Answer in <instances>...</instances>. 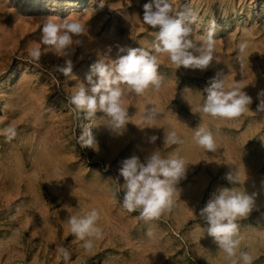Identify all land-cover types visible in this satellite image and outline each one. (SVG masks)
<instances>
[{
  "label": "rangeland",
  "instance_id": "374dc122",
  "mask_svg": "<svg viewBox=\"0 0 264 264\" xmlns=\"http://www.w3.org/2000/svg\"><path fill=\"white\" fill-rule=\"evenodd\" d=\"M148 2L0 0V264H63L61 248L70 253L69 264H230L199 217L220 187L257 193L253 210L236 221L238 251L264 264V111L257 108V93L264 90V0H169L173 13L195 16L196 38L215 22L214 60L205 70H176L167 54L158 56L160 87L122 98L129 121L123 135L110 129L107 115L87 117L68 102L87 86L91 64L114 59L121 46L152 49L159 28L142 20ZM64 19L85 32L71 55V77L55 67L65 58L39 41L42 25ZM37 47L42 54L33 59L29 52ZM217 73L253 98L238 117L200 113L204 89ZM150 104L160 114L141 129ZM199 124L213 132L214 153L193 140ZM8 127L15 129L11 139L4 134ZM86 128L96 144L81 148L77 141ZM169 131L182 143L164 144ZM152 135L157 139L149 143ZM155 148L195 164L177 185L174 207L145 221L122 207L119 168L123 159L135 154L143 160ZM228 173L240 182H230ZM92 208L100 213L101 237L86 250L67 216Z\"/></svg>",
  "mask_w": 264,
  "mask_h": 264
},
{
  "label": "clouds",
  "instance_id": "9594fccd",
  "mask_svg": "<svg viewBox=\"0 0 264 264\" xmlns=\"http://www.w3.org/2000/svg\"><path fill=\"white\" fill-rule=\"evenodd\" d=\"M195 19L190 13H173L169 0H150L144 5L142 20L149 27L159 28L152 49L121 46L114 59H99L91 64L85 77L87 86L81 85L68 98V102L87 117H93L97 112L107 115L110 118V129L117 135H123L129 121L122 98L130 94L140 96L150 87H160L158 56L167 54L176 70L181 67L205 70L214 60L215 22H210L202 38H196L191 27ZM82 35H85L84 26L67 19L59 24L49 20L41 27L40 43L57 56L65 58L62 65L55 66L65 77L72 76L74 64L71 55L75 46L82 45L79 38ZM246 47V42H242L239 50L243 52ZM41 54L38 47L29 52L33 59H39ZM204 92L206 95L200 113L222 120L238 117L249 108L253 100L236 85L227 86L221 73L210 79ZM257 98L258 110L264 111V90L257 93ZM159 114L156 106L150 104L144 115L145 126H138L141 129L153 126L151 121ZM220 126L215 125L217 130ZM4 134L7 139H11L15 136V129L8 127ZM148 139L149 143H154L157 136L152 135ZM193 140L208 153L217 150L213 132L203 125L195 127ZM77 142L81 148L96 144L95 137L88 128L80 133ZM179 143H182V139L175 131L165 132L164 144ZM190 164L195 163L186 164L182 157L176 155L161 156L157 148L143 160L135 154L123 159L119 176L124 182L116 190L120 192L123 189L122 207L128 212H138L145 221L158 219L162 213L174 207L173 197L177 185L186 178ZM226 179L233 184L240 182L237 173L226 174ZM256 195L257 193L249 194L246 191L238 192L233 187H220L199 210V217L206 222L207 235L226 254L230 264H252L253 258L247 251H238L240 239L236 221L239 217L250 214L255 206ZM68 213L67 222L71 234L83 242L84 249L90 250L93 240L101 237V229L97 226L99 211L92 208L82 215ZM147 235L151 237V231ZM59 251L63 264H69L70 253L63 248Z\"/></svg>",
  "mask_w": 264,
  "mask_h": 264
},
{
  "label": "bare ground",
  "instance_id": "6f19581e",
  "mask_svg": "<svg viewBox=\"0 0 264 264\" xmlns=\"http://www.w3.org/2000/svg\"><path fill=\"white\" fill-rule=\"evenodd\" d=\"M52 182V181H51ZM58 187V186H57Z\"/></svg>",
  "mask_w": 264,
  "mask_h": 264
}]
</instances>
